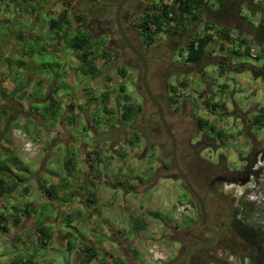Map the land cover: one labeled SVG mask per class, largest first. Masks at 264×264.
Here are the masks:
<instances>
[{"label":"crops","instance_id":"1","mask_svg":"<svg viewBox=\"0 0 264 264\" xmlns=\"http://www.w3.org/2000/svg\"><path fill=\"white\" fill-rule=\"evenodd\" d=\"M4 1L0 0V23L6 25ZM19 1L25 3L29 0ZM118 1L39 0L40 7L30 10V14L18 9L19 19L16 23H31L32 29L43 23V31L53 34L43 43L45 48L41 49V55L40 49L25 53L20 48L24 43H17L13 39V53L22 56L21 60L14 62L15 65L32 72L30 69L37 68L33 63L44 53L52 54L54 64L42 63L38 67L37 71L41 72L34 84L37 88L34 93L28 89L16 91L15 84L8 86L10 93L15 94L11 99L5 94L0 108L8 107L12 102L17 103L20 110L8 107L10 111L1 114L0 125L5 119L12 125L8 134L4 135L8 144L13 141L11 138L15 139L10 131L18 125L29 137H41L45 133L51 139L47 138L49 147L43 153L36 156L27 154L34 162V169L27 168L29 161L26 159H19V166H9L19 177L12 192L8 190L11 181L0 175V264H180L175 262L179 258V241L174 239L167 245V238L172 239V232L182 227V217L176 214L173 206L177 202L178 189L185 193V184L171 177L167 163L164 165L166 169L161 172L160 163L153 168L145 162L146 147L149 145L142 136L135 131L129 134L121 132L122 105L129 103L120 102L122 86H118V95L114 89L117 77L125 75L119 65L124 59L126 62L131 59L125 47L120 45V38L112 31L111 22ZM204 1L207 3V0ZM163 4L161 0H154L123 6L120 12L121 26L132 45L152 59L155 57V47L163 48L167 38L176 41L183 36L188 40L177 52L185 60L186 53L182 54V51L188 43L208 34L212 39L206 46L202 60L189 64L190 67L177 65L175 73L192 72L195 80L199 75L202 79L207 65L215 67L221 75L227 70L238 74L247 72L251 81L255 82L251 97L254 98L256 94L260 97L261 91L264 96L261 74L254 76L250 71L264 63L251 66L233 65L231 62L247 49L250 34L241 29L244 22L233 26L210 21L206 13H216V8L214 5H204L201 10L193 11L197 15L195 19L184 16L169 22L168 26L163 25L161 32L154 36L152 45L148 46L141 26ZM42 15L46 19L42 20ZM238 16L241 17V13ZM206 28L210 30L205 32ZM150 29L153 31L155 26L150 25ZM30 35L28 38L16 36L41 45L34 30ZM80 36H83L82 42L78 41ZM76 39L78 42H75ZM100 41H104L103 48L96 50L94 47ZM75 45L82 48H74ZM88 46L92 48L86 49ZM1 61L0 71L4 73ZM15 65H12L14 69ZM55 70H58V74L51 80L48 73L53 74ZM79 78L87 79V82L77 83ZM189 84V81L179 80L175 85L165 82L172 110L188 113L201 123L197 133L188 137L189 146L195 145L201 138L210 137L213 140L208 142L215 147L218 143L222 149L225 146L233 149L235 142H238L237 148L241 149L248 141L241 131L244 110L234 103L230 107L221 103L222 115H225L228 123L222 130L215 128L211 121L215 117L216 107L214 104L210 106L209 102L213 93L212 84L204 81L201 91L195 93L189 92ZM178 85L184 87V92H176ZM65 90L72 91L74 96H67L62 102L63 96H66ZM31 94H36L37 98L27 106L21 98ZM34 104L35 107L31 106ZM250 107L254 110L248 114V127L253 118L264 111V97L260 102L252 100L245 110ZM26 108L27 111L24 110ZM196 109L206 111L207 115L212 114V118L195 116ZM111 110L115 112V118L106 121L103 127L99 113ZM44 112L46 115L50 112L47 119L41 117ZM81 117L85 118L83 134L75 135L73 131L81 126L78 121ZM255 129L258 131L260 127L256 126ZM218 133L224 136L222 140ZM195 138L197 142H194ZM122 143H125L124 146ZM13 147L1 145V158H8L13 153ZM225 151L220 155L227 161ZM157 152L160 153L159 149ZM240 159L242 161L243 157ZM244 163L242 161V168ZM153 243L161 246L167 256L166 262L155 263L149 259L148 248Z\"/></svg>","mask_w":264,"mask_h":264},{"label":"rangeland","instance_id":"2","mask_svg":"<svg viewBox=\"0 0 264 264\" xmlns=\"http://www.w3.org/2000/svg\"><path fill=\"white\" fill-rule=\"evenodd\" d=\"M38 1L39 0H29L25 3H22L19 0L4 1L5 3L3 6L6 9V14L3 17L6 18L7 24L5 25V23H0L2 25V28H0V59L2 60V68L5 69L4 73L0 71V102H2L5 94L9 99L14 96L15 93L11 94L8 87L11 84H15L14 86H16V91L28 89V91H33L34 93L37 90L34 84L36 80H38V74L41 72L37 71L39 69L38 67L43 65L42 63H48L50 65L54 64V62H52V54L50 53H44L42 57L37 60V62L33 63H36L37 68L36 70L30 69L32 72L20 69V67L16 66L14 63L21 60L22 56L13 53L12 50L15 48L13 47V39H16L17 43H24V45H20V48H22L25 53L32 52V50L38 51L39 49L40 52L41 49L45 48L43 43L48 41L50 34H53L51 32L48 34L43 31V23L32 29L31 23L20 24L15 22L19 19L18 9L21 8L25 10L27 14H30V10L35 7H40L39 5H41V3ZM226 1H231L230 5L228 3L225 9V13L227 14H225V16H211L210 12L206 13L207 18H210V21L213 20L220 22V24L223 25L233 26L241 25V22H244V26H242L241 29L247 32L248 23L254 26H257L259 23L264 24V0ZM249 1L252 3L250 7L248 5ZM212 2V0H207L206 4L212 6ZM239 13H241V17L245 18L243 21L237 18V14ZM44 19H46V16L42 15V20ZM111 23L113 33L121 40L114 18ZM191 29L192 28L189 29V32H191ZM31 30H34V32L38 34V41L41 45H37L36 43L34 44V41L31 39H19L18 36L20 35L23 37L26 36V38L31 36ZM70 37L71 34L68 36V40H70ZM80 37L81 38L78 39H81L82 42L83 36ZM181 38L183 40H181ZM187 40L188 38H184L183 36L177 38L176 41H173V39L169 37L163 44V48L155 47L156 53L153 51L155 57L149 59L144 55L147 68V84L152 95L156 97L160 103L165 121L176 140V166L172 157L173 149L171 139L164 131L158 118L156 108L149 101L143 89L141 83V77L143 74L142 65L139 59L126 46H124L123 42L120 43V45L125 47L124 49L126 53H128L127 55L131 60L126 62L124 59V61H122L119 65L125 72V75L117 77V81L115 83L116 88L114 86L113 88H115L114 92L118 95V86H122L123 91L121 92L122 99L120 102L124 101L125 96H128L129 101L123 102V104L129 103L128 105H131V107L139 108V112H137L136 116L127 123L126 121L124 122L122 118L124 108L121 110V132L123 134H129L130 132L135 131L142 136L149 145L146 147L147 153L145 156V162L151 164L153 168L155 166H159L160 163L159 167L161 172H164L166 169L164 165L167 163L171 177L179 179L182 183L183 180L177 173V168H179V170L186 176L189 184L196 191L200 199L204 201L203 206L206 213L205 219L200 212V206L189 189L185 186V193L178 189V196L175 199L177 202L175 204H190L194 208V216L192 218L182 217L181 229L172 232V239L167 238V245L174 239L179 241L180 248L177 252L178 257L182 259L183 256L180 255L181 252L185 253L187 251L197 249L198 247H202V244L205 241H212L211 252L213 256L226 260L230 264H249L248 260L243 258V256L246 255L245 252H241L236 249L238 254L236 256L231 255L229 252L224 251L218 243L220 240L222 241V239L228 241L232 236V232L229 228V221L233 216L240 218L254 228L261 229L264 233V129H259L258 131L255 129L256 131H254V128L251 126L248 127L250 120V118H248V114L250 115L254 109H251L250 107L245 110L251 104L252 100H256L257 102L263 101V92H260V97L258 94H256L254 98L251 97V89L255 82L251 81L247 72L238 74L227 70V73L221 75L215 67L207 65L204 69V78L202 79L199 75L197 80H195L192 72L182 74L175 73L177 65L190 67L188 63L186 64L184 60L185 57L177 52L178 48L180 46H184ZM78 41L77 39L75 40V42ZM249 42L260 50V46L254 43L251 37ZM103 45L104 41H100L94 48L96 50H101ZM182 54H184V52ZM39 55H41V52ZM231 62L233 65L243 64L257 66L258 64L264 63V57L258 61L251 58L249 54L247 55L246 52H244L240 57L232 59ZM23 64L25 65V63ZM23 64L22 67L24 66ZM12 65H15L16 68L14 69ZM57 72L58 70H55L53 74L51 72V74L48 73L49 78L51 79L53 76H57ZM178 80L189 81L190 84L187 85V88L190 93L201 91L200 89L204 81L212 84L213 93L209 102L210 106L211 104H214L216 107L214 112L215 117H213V120L211 121L215 128H220L222 130L223 128H226V124L228 123L225 115H222L221 103L226 104V106L228 105V107L232 106L234 103L235 105H238L241 110H244L245 115L241 116V124H243L244 121L241 131L244 132L243 135L246 136L248 141L243 147H241V149L237 148L238 142H235L236 145L233 149H230L229 146H225L224 149L227 151H225L226 153L224 154L227 157V161L225 160L218 163V156L223 154L224 151L222 146L218 145V143L216 144V147L215 145L210 144L209 147L204 149H201L202 146L193 148V146L197 143L189 146L190 141L188 137L194 136L197 133V122L191 115H188V113H179L172 110L165 88V82L175 85ZM83 81L87 82V79L79 78L77 83H82ZM183 90L184 87L181 85H178L176 88V92H184ZM64 95L66 96H63L62 102H64V99H66L67 96L70 98H72L71 96H74L72 91H66ZM203 96L204 94H202V97ZM35 98H37V95L31 94L28 97H22L21 100L29 106L30 101ZM31 106L35 107V104ZM124 106L125 105H122V107ZM24 110L27 111V108ZM49 113L50 112L46 115V112H44L41 114V117H43V119H47ZM114 113L115 112H113V110L102 111V113H99L101 119L100 125H103L104 127L106 121L112 120ZM194 115L209 120L212 118V114L208 113L207 115V112H204L202 109H196ZM245 120H247L246 123ZM78 121L81 126L78 127L76 131H73L75 135L83 134L82 126L85 124V118L81 117ZM3 125H5V123H3ZM14 129H19L25 135L26 140L30 142H35L41 139L44 143V149L41 153L49 147L47 138L51 139V137L47 136V134L43 133L40 135L41 137L38 136L32 138L27 135L21 126L18 125L17 128ZM13 130L10 131L11 134ZM1 139L4 140V135L0 136V140ZM11 140L13 141H10L9 144L0 142V147L3 144L8 147L14 146V150H12L13 153L15 155L18 154L17 156H19V159H26L29 161L27 168L34 169V162H31V158L21 151L20 143L16 139L11 138ZM193 140L194 142H197L195 141L196 138ZM124 144L125 143H122V146H124ZM157 149H159V154ZM1 150L2 148H0V151ZM239 150L240 152L237 153ZM248 155L250 156L249 161L247 164L244 163V166L247 165L248 168L250 166V169L253 172V174L249 177V180L242 185L223 183L221 180L226 179L231 175L229 170L232 172H238L242 169V161L240 158L243 157V159H245ZM0 160H3L1 156ZM23 176L28 180L30 179V177L26 174H23ZM236 210H238L237 213ZM262 262V264H264V257L262 258Z\"/></svg>","mask_w":264,"mask_h":264},{"label":"trees","instance_id":"3","mask_svg":"<svg viewBox=\"0 0 264 264\" xmlns=\"http://www.w3.org/2000/svg\"><path fill=\"white\" fill-rule=\"evenodd\" d=\"M251 1L248 2V5L250 7ZM205 5L204 0H178L175 3V6L173 7H162L160 10H158L155 14L150 15L142 24L141 31L143 35L146 37V42L148 46L152 45V42L154 41V36L161 32V29L163 25L168 26L169 22L174 21L176 18H182L184 16H190L193 19L197 15L193 14V11L201 10V8ZM223 12V11H221ZM225 12V11H224ZM171 14V17H168V15ZM239 20L243 21L245 18L238 16ZM150 25H154L155 29L151 31ZM210 30V28H206L205 32ZM248 33L250 34V37L256 43L258 46H260V52L261 54L255 59L260 60L264 57V24L259 23L257 26H254L250 23H248ZM212 37L208 34H205L200 37H196L191 42L188 43L186 48L182 51L186 53V63L188 64H197L202 60V58L205 56V50L206 46L211 41ZM81 41V39H78ZM74 48L81 49V46L75 45ZM92 46H88L86 49H91ZM139 50V49H138ZM140 51V50H139ZM246 54L248 55V48L245 50ZM86 56V55H85ZM254 76H257V73L261 74V78L264 80V65L260 68H252L250 70ZM263 90H264V84H263ZM156 99V97H155ZM157 100V99H156ZM129 97L125 96L124 102H128ZM158 101V100H157ZM171 102V100H169ZM9 102L8 107H12L15 110H20V107L17 103ZM11 104V105H10ZM6 106H3L0 108V119L1 114H7L10 110ZM139 112V108L137 107H131L130 105L124 106V113L122 114V118L124 121L129 122L131 121ZM5 125H0V136H3L9 132V129L12 127V125L4 120ZM11 123V121H10ZM198 128L201 126V123L197 121ZM250 126L252 128L254 127H260V129H264V111H261L259 115L255 116L250 123ZM2 134V135H1ZM218 136L223 139L222 133H218ZM223 136V137H222ZM213 140V138L210 137H204L201 138L200 141L193 146V148L201 147V149H204L206 147L210 146L209 140ZM5 143H8V141H5ZM173 157V152H172ZM249 155L242 159L246 164L249 161ZM174 163H176L175 157L173 159ZM225 161V157L220 155L218 157V163H221ZM19 158L15 156L13 153H10L8 158H4L3 160H0V175L1 177H6L11 181V185L8 186V190L12 192L14 188H16L17 182H19L18 175L13 171L12 168L9 166H19ZM8 164V165H7ZM177 164V163H176ZM229 173L231 174L228 178L222 179L221 181L223 183H234V184H245L248 180L251 174L253 172L245 165L240 171L238 172H232L229 170ZM181 177V176H180ZM1 181V179H0ZM238 210H236V213ZM229 227L232 232V236L228 241L225 239H222V241H219V246L224 250L229 252L231 255H237L238 251L245 252L246 255L243 256V258L247 259L249 264H262V258L264 257V233L259 228H254L247 223H245L240 218H237L236 216H233L229 221ZM211 243L212 241H205L202 244V247H198L197 249H193L191 251L187 252H181L180 255L183 256L182 259H175V262H179L180 264H230L228 261L223 260L221 258L215 257L212 255L211 252ZM236 249L238 251H236ZM179 255V256H180Z\"/></svg>","mask_w":264,"mask_h":264},{"label":"water","instance_id":"4","mask_svg":"<svg viewBox=\"0 0 264 264\" xmlns=\"http://www.w3.org/2000/svg\"><path fill=\"white\" fill-rule=\"evenodd\" d=\"M141 1H145V0H119L118 3L116 4L115 8H114V19H115V22H116V25H117V29H118V32L120 34V37H121V40H122L124 46H126L139 59L141 65H142L143 74H142V77H141V83H142L143 89H144L149 101L156 108V111H157V114H158V118L160 120V123H161L164 131L167 133V135L171 139L172 149H173V159H174V157H175V149H176V140H175V137H174L173 133L171 132L169 126L167 125V123L165 121L163 110H162V107H161L160 103L152 95L151 90L149 89V86L147 84V76H146L147 75V68H146L145 57L127 39V37L125 35V32L123 31L122 26H121L120 12H121L123 6L126 5V4L130 5L133 2L134 3H138V2H141ZM152 1H154V0H146V2H152ZM177 173L181 176V179L183 180L185 186L189 189V191L192 193V195H194L198 205L200 206V212H201L202 216L205 217V210H204V207H203V202L199 199V196L197 195L196 191L189 184L186 176L179 170V168H177Z\"/></svg>","mask_w":264,"mask_h":264},{"label":"built area","instance_id":"5","mask_svg":"<svg viewBox=\"0 0 264 264\" xmlns=\"http://www.w3.org/2000/svg\"><path fill=\"white\" fill-rule=\"evenodd\" d=\"M177 1L178 0H165L162 6L163 7L166 6L170 8L172 6H175V3ZM171 16H172L171 14L168 15V17ZM247 44H248L247 48H248L249 56L253 59H256L261 54L260 50L250 42H248ZM12 135L20 143L21 150L28 155L35 156L37 154H40L44 149L43 146L44 143L42 142L41 139L35 142H30L26 140L25 135L19 129H14L12 131ZM173 207L176 214L180 217L192 218L194 216V208L190 204H174ZM148 257L151 261L155 263H163L167 261V256L165 255L163 249L159 244L156 243H153L149 246Z\"/></svg>","mask_w":264,"mask_h":264},{"label":"flooded vegetation","instance_id":"6","mask_svg":"<svg viewBox=\"0 0 264 264\" xmlns=\"http://www.w3.org/2000/svg\"><path fill=\"white\" fill-rule=\"evenodd\" d=\"M146 1V0H145ZM158 1H160V0H158ZM165 0H161V2H164ZM213 2L211 3V4H213L214 6H215V8H216V13H213V14H211V16L212 15H214V16H225V14H227V13H225L224 11H225V9H226V7H227V4L229 3V5H230V3H231V1H226V0H212ZM206 4V3H205ZM206 6H209V7H211V5H208V4H206ZM221 11H223V12H221ZM142 53V52H141ZM143 55H144V53H142ZM175 166H176V164H175ZM199 199H200V197H199ZM202 202H203V204H204V201L202 200V199H200ZM204 207V206H203ZM205 216H206V213H205ZM204 219H205V217H203ZM230 228V227H229Z\"/></svg>","mask_w":264,"mask_h":264}]
</instances>
